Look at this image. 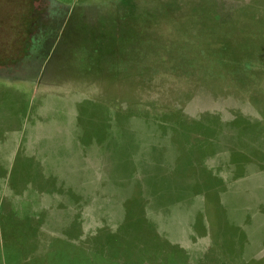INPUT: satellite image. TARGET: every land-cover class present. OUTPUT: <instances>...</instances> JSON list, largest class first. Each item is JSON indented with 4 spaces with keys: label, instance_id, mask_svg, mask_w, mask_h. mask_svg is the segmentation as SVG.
<instances>
[{
    "label": "rangeland",
    "instance_id": "rangeland-1",
    "mask_svg": "<svg viewBox=\"0 0 264 264\" xmlns=\"http://www.w3.org/2000/svg\"><path fill=\"white\" fill-rule=\"evenodd\" d=\"M0 264H264V0H0Z\"/></svg>",
    "mask_w": 264,
    "mask_h": 264
}]
</instances>
